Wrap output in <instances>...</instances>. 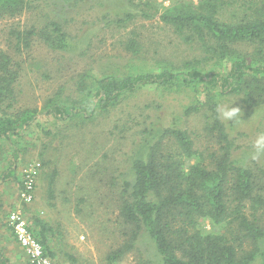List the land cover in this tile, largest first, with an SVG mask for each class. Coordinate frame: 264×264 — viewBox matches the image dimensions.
<instances>
[{"label":"trees","instance_id":"trees-1","mask_svg":"<svg viewBox=\"0 0 264 264\" xmlns=\"http://www.w3.org/2000/svg\"><path fill=\"white\" fill-rule=\"evenodd\" d=\"M123 1L126 8L115 14L113 24L126 27L138 17L157 16L199 55L170 66L156 60V69L123 75L97 76L87 70L72 82L76 95L66 93L63 85L40 108L22 107L18 99L26 70L23 55L29 57L36 41L64 51L70 47V36L55 19L39 27H11L0 49V141L31 129L41 116L66 125L74 118L86 121L96 109L108 112L144 85L190 88L194 101L182 115L202 113L203 130L218 149L205 165L186 129L175 124L144 130L146 136L119 183L117 209L124 239L105 255L104 264H118L134 250L133 264H264V166L243 165L232 158L233 138L215 111L217 97L225 92L239 95L249 108L264 106V0L259 5L253 0H168L167 5L157 0ZM29 5L30 0H0V19L20 15ZM230 7H243L240 16L225 19ZM137 45L135 38L127 41L133 52ZM203 80L214 87L218 83L221 90L208 89L200 100ZM52 161L44 154L38 161L40 168L46 167L43 178L50 201L59 175ZM29 220L32 235L54 264H88L67 250L60 230L48 221L34 212ZM7 229L14 238L12 228ZM144 239L148 244L142 251L139 243ZM24 253L25 257L9 255L0 247V264H31Z\"/></svg>","mask_w":264,"mask_h":264},{"label":"rangeland","instance_id":"rangeland-1","mask_svg":"<svg viewBox=\"0 0 264 264\" xmlns=\"http://www.w3.org/2000/svg\"><path fill=\"white\" fill-rule=\"evenodd\" d=\"M253 1L259 5L261 0ZM157 2L169 4L168 0ZM124 8L123 0H30L20 15L0 19V49L5 48L11 27H39L50 19L59 21L70 36V47L64 51H52L36 41L29 57L23 55L26 70L20 80L18 106L40 108L46 97L63 85L66 93L76 95L72 82L87 70L97 76L123 75L156 69V60L170 66L199 55L157 16L149 20L138 17L126 27L116 26L111 19ZM242 8L230 7L224 18L236 19ZM158 9L161 11V6ZM131 38L138 42L137 52L127 48ZM178 87L169 90L144 85L123 96L108 112L96 109L86 121L74 118L66 125L41 116L31 129L1 140L0 247L9 255L25 254L7 229L8 213L20 207L29 230V215L34 212L60 230L68 251L88 264H104L105 255L124 239L117 209L119 183L129 169L131 155L146 136L144 130L175 124L186 129L205 165L218 149L213 137L203 130L202 113L182 115L195 94L190 88ZM213 87L203 80L198 98L204 100L208 89L221 90L218 83ZM232 100L233 106L241 109L238 123L224 122L235 144L232 158L243 165L264 166V156L252 159L251 147L257 134L264 131V106L249 108L239 95L228 92L217 97L218 104ZM44 144H48L46 150ZM41 153L44 159H52L50 165L59 171L54 198L50 201L47 197L44 166L38 171L32 201L24 204L19 194L23 169L39 161ZM147 244L144 239L139 247L142 250ZM135 253H128L118 264H133ZM56 264L68 263L60 260Z\"/></svg>","mask_w":264,"mask_h":264},{"label":"built area","instance_id":"built-area-1","mask_svg":"<svg viewBox=\"0 0 264 264\" xmlns=\"http://www.w3.org/2000/svg\"><path fill=\"white\" fill-rule=\"evenodd\" d=\"M39 169L40 163L38 161H32L23 169L22 187L19 194L20 200L24 204L31 202L33 199ZM7 223L12 228L17 242L26 252L31 264H53L51 259L44 254L41 244L29 230L20 207H16L8 213Z\"/></svg>","mask_w":264,"mask_h":264},{"label":"clouds","instance_id":"clouds-1","mask_svg":"<svg viewBox=\"0 0 264 264\" xmlns=\"http://www.w3.org/2000/svg\"><path fill=\"white\" fill-rule=\"evenodd\" d=\"M235 100L229 101L227 103H221L216 106L217 118L221 122L232 124L238 123L241 119V109L239 107H234ZM252 159H259L264 156V131L257 134L256 138L252 142Z\"/></svg>","mask_w":264,"mask_h":264}]
</instances>
